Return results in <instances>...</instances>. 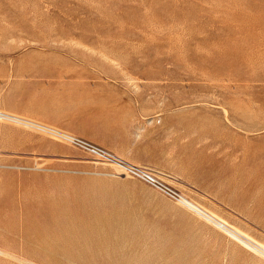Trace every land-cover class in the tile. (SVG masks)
I'll return each instance as SVG.
<instances>
[{
    "label": "rangeland",
    "instance_id": "rangeland-1",
    "mask_svg": "<svg viewBox=\"0 0 264 264\" xmlns=\"http://www.w3.org/2000/svg\"><path fill=\"white\" fill-rule=\"evenodd\" d=\"M0 113V264H264V0H0Z\"/></svg>",
    "mask_w": 264,
    "mask_h": 264
},
{
    "label": "built area",
    "instance_id": "built-area-1",
    "mask_svg": "<svg viewBox=\"0 0 264 264\" xmlns=\"http://www.w3.org/2000/svg\"><path fill=\"white\" fill-rule=\"evenodd\" d=\"M82 142L83 143H74V144L80 145L81 147L87 149L94 155L95 158L99 157L100 155V158L101 159L103 158L104 161L106 160L107 161H119V158L116 155H113L112 153L98 146H95L87 141L86 142L82 141ZM123 164L127 166V173L132 178H136V179L143 181L147 185L151 186L155 190L159 191L160 193L168 197L169 199L180 203L183 195L173 190L172 188L168 187L167 185H165L163 183L164 181L162 180V178L159 177L155 172L145 167L143 169V168H139L133 165H129L125 162H123Z\"/></svg>",
    "mask_w": 264,
    "mask_h": 264
},
{
    "label": "bare ground",
    "instance_id": "bare-ground-1",
    "mask_svg": "<svg viewBox=\"0 0 264 264\" xmlns=\"http://www.w3.org/2000/svg\"><path fill=\"white\" fill-rule=\"evenodd\" d=\"M1 114V113H0ZM19 118V117H18ZM16 121L14 122L15 124H20V125H24V126H26V127H33V128H37V129H39V130H41V131H44V132H47V133H49V134H52V135H55V136H58V137H60V138H62V139H64V140H67V141H70V142H76V141H78V142H81V143H83L81 140H79V139H77L75 136H72V135H70V133H68V132H65V131H62V130H59V129H57V128H55V127H52V126H48V125H45V124H43V123H39V122H35V121H33V120H17L16 118H14ZM25 119V118H24ZM107 161V160H106ZM110 162H112V161H110ZM115 162V161H114ZM69 205V204H68ZM70 209V208H69ZM44 213V212H43ZM46 214H48V212L46 213ZM21 215V214H20ZM47 216V215H46ZM45 216V217H46ZM48 216H49V214H48ZM47 216V217H48ZM88 216V215H87ZM46 217V218H47ZM50 217V216H49ZM81 217V216H80ZM88 218V217H87ZM21 219V218H20ZM9 220V219H8ZM22 220V219H21ZM21 220H20V222H21ZM32 220H34V219H32ZM38 220H39V218H38ZM81 220H82V217H81ZM48 221V220H47ZM42 222V221H41ZM29 223V222H28ZM48 223H50L49 221H48ZM93 223V222H92ZM21 224V223H20ZM30 224V223H29ZM46 224V223H45ZM51 224V223H50ZM88 224V223H87ZM105 225V224H104ZM31 226H33L32 224H31ZM51 226H52V224H51ZM26 228V227H25ZM106 228H108V227H105V229ZM93 231V230H92ZM109 231V230H108ZM5 232V231H4ZM21 233V232H20ZM66 233V232H65ZM58 234H60L59 232H58ZM46 235V234H45ZM14 236V235H13ZM16 237V236H15ZM57 237V236H56ZM18 238V237H17ZM37 239V238H36ZM39 239H40V237H39ZM21 241V240H20ZM26 242V241H25ZM21 243V242H20ZM249 248V247H248ZM250 249H252V248H250ZM253 250V249H252Z\"/></svg>",
    "mask_w": 264,
    "mask_h": 264
}]
</instances>
